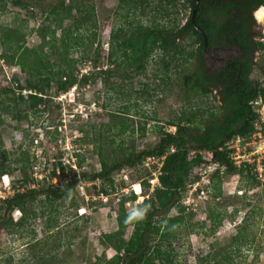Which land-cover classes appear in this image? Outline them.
<instances>
[{
	"label": "rangeland",
	"instance_id": "obj_1",
	"mask_svg": "<svg viewBox=\"0 0 264 264\" xmlns=\"http://www.w3.org/2000/svg\"><path fill=\"white\" fill-rule=\"evenodd\" d=\"M22 1L27 3V7L16 6L12 3L13 0H0V26L24 29V46L31 48L43 40L36 29L49 24L44 17L59 0ZM69 1L65 0L66 4ZM149 1L154 5L159 0ZM84 3L93 5L96 21L93 27L84 20L82 27L85 30L81 32L86 37H91L95 32L96 39L89 46V59L75 64L74 72L78 77L80 74L97 72L98 69L92 68L90 62L98 42L101 45L97 66L106 68L109 35L120 22L116 17L120 0H84ZM176 3L177 21L182 24L188 17L189 3L188 0H176ZM151 13L150 11L147 16H141L138 20L143 24L149 23L148 16ZM79 18L88 19L86 15L77 16L72 10L70 17L64 19L62 24L71 25ZM213 19L220 22L222 16ZM157 20L167 22V19ZM253 20L250 25L252 36L264 44V16L258 22L253 15ZM59 34L60 30H57L53 38L54 44H58ZM1 36L0 32V38ZM190 41L191 38L185 36L182 42ZM11 48L0 47V87L15 86L12 76L18 78L21 84L26 78V74L19 70L13 60L6 63L1 58L2 53L10 54ZM79 55L77 51L70 56L77 59ZM202 56L205 58L206 70L210 71L230 59L238 58L240 52L236 46L216 44L206 49ZM50 58L52 60L56 56ZM252 58L253 66L249 77L256 81L264 75V49L253 52ZM38 60L41 61V57ZM166 61H169L167 57L164 63ZM183 64L187 67L185 72H181V59L171 61L166 70L159 61V55L154 53L141 73L127 77L125 71L119 69L108 76L107 82H103L101 76H96L84 85H73L64 91H56L55 84L52 83L45 89L48 97L38 106V111L28 109L25 105L23 113L26 116L19 120L3 114L5 123L0 126V152L6 151L7 157L4 159V155L0 154V199L12 195L16 190H23L25 187L20 186V181L24 176L28 178L27 187H36L35 180L39 185L48 184L50 171L57 161L63 164L65 176L60 174V179H56L66 182L71 176L69 169L77 176L97 172L100 170L101 159L112 164L121 160L126 153L152 148L161 132L175 131V127L169 126L167 122L181 114H184V118L192 119L191 124H199L200 118L207 117L206 110L213 112V115L218 114L221 102L216 90L213 89L211 94L201 98L193 97L185 91L183 74L195 69L196 60L190 58ZM108 67L113 68L109 63ZM254 107L257 106L254 104ZM255 128L250 138L227 145L233 150L231 157L236 166L243 163L253 165L257 174L254 179L247 178L238 171L227 172L224 167L217 165L207 150L197 152L201 163L189 171L191 180L187 181L181 202L186 207L183 214H192L188 222L195 226L190 231L181 228L177 239L171 241L174 252L171 264H212L207 263V260L201 261V257L214 252L211 244L215 243V249H222L226 244H223L222 239L235 234L240 225L243 227L240 251L232 254L235 263L264 264V122H256ZM21 152L27 154L28 165L7 174L5 170L24 164L14 163ZM193 153L195 152H190V156ZM123 170L126 177L119 172L109 175L112 183L106 177L96 179L95 183L81 179V183L76 184L73 202L78 205L77 208H84L83 215H79L74 203L70 205L65 199L43 202L42 197L38 196L35 200L28 201L24 206L23 225L0 229V264L107 262L116 253L112 242L119 236L109 239L108 235L118 231L117 215L123 196H135L134 200L128 199L123 203L126 213L135 212L143 200L150 198L153 189L149 185L142 187L140 196L132 191L125 194L130 184L147 181L154 176V171L145 165L138 169L124 167ZM217 172L218 176L213 181L220 182L221 193L218 197H213L209 186L210 176ZM195 176L198 178L193 180ZM84 182L91 184L84 186ZM212 210L221 211L224 215L213 232L210 231L212 222L209 220V212ZM178 212L175 206L167 216ZM8 214L13 222L22 217V212L17 208L11 213L2 210L3 222ZM131 231L132 225H129L123 229L120 237L127 240ZM156 242L158 235L149 245L152 247ZM153 261L157 263L160 260L154 258Z\"/></svg>",
	"mask_w": 264,
	"mask_h": 264
},
{
	"label": "trees",
	"instance_id": "obj_2",
	"mask_svg": "<svg viewBox=\"0 0 264 264\" xmlns=\"http://www.w3.org/2000/svg\"><path fill=\"white\" fill-rule=\"evenodd\" d=\"M12 3L19 7H27V3L22 0H13ZM188 3L189 18L193 0H188ZM262 5L264 0H198L194 20L203 31L201 34L192 26L190 19L180 26L177 21L176 0H159L154 5H151L149 0H120L116 12L120 22L109 35L110 47L106 56V68L97 66L99 45H101L98 42L90 62L92 68L98 69L97 72L80 74V77L74 72L75 64L77 61L89 59L91 51L89 46H92L96 39L95 32L91 37H86L81 32L85 30L82 27L84 20L95 26L93 5L88 6L84 0H70L68 4L65 0H59L58 4L53 6L44 17L45 22L49 24L38 26L36 29V33L40 34L43 40L31 48L24 46V29L0 26L2 33L0 47L9 49L12 47L11 53L8 55L2 53L1 58L6 63L13 60L19 70L26 74L23 84L18 78L12 76L15 86L0 87V126L5 123L3 114L16 120L25 117L23 113L25 105L28 109L38 111V106L48 97L44 91L52 83L55 84L56 91H64L73 85H84L96 76H101L103 82H107L108 76L115 74L119 69L124 70L127 77H131L146 69L154 53L159 55V61L163 63L166 70L171 61L181 59V72L187 70L183 63L190 58H195V69L188 74H183L185 91L193 97L201 98L211 94L214 89L221 102L219 113L213 115V112L206 110L207 117L200 118L199 124H191L192 119L184 118V114L169 120L167 124L175 127V131L161 132L155 146L137 153H126L121 160L112 164L101 159L100 170L97 172L77 176L78 174L69 169L71 172L69 179L54 186L51 184L53 177L60 174L62 177L65 176L63 164L57 161L53 164L49 174L50 182L46 185H39V182L35 180L36 187L30 188L26 185L28 178L22 177L20 186L25 188L0 199V229L23 225L25 204L38 196L42 197L43 202L65 199L72 205L75 186L81 179L94 181L108 177V181L112 183L109 175L113 172H118L124 167L134 168L147 157H160L166 153L157 174L159 185L152 189L150 198L143 200L135 212L126 213L123 203L128 199L134 200L135 196L133 194L123 196L117 215L118 231L108 235L109 239L119 236L115 242H112L116 253L103 264L173 263L174 252L171 241L177 239V233L181 228H187L190 231L194 230L195 226L188 222L192 214H183L186 207L181 202L187 181L191 180L189 171L201 163L200 154L197 152L209 151L212 159L227 172L238 171L239 174L251 179L257 177L252 164L243 163L241 166L234 164L231 157L233 150L227 148V143L236 136L242 139L250 138L256 129V122H259V115L250 103L259 95L264 99V88L260 87L257 81H253L249 74L253 66L252 54L256 50H263L264 44L253 38L250 25L254 21L252 12ZM72 10L77 16L86 15L88 19L79 18L73 24L63 26L64 19L70 17ZM150 11L152 13L148 16L149 23L143 24L138 20L141 16H147ZM218 16H222L220 22L213 19ZM157 18L167 19V22H160ZM57 30H60L58 44H54L53 38ZM185 36L191 38V41L183 43ZM216 44L237 46L240 56L230 59L216 69L207 71L202 53L204 49H209ZM195 45L197 46L193 48ZM44 47H47L46 51H43ZM187 47L190 48L187 49ZM77 51L80 54L77 59L70 56ZM51 56L56 58L51 60ZM38 57H41V61ZM166 57L169 61L164 63ZM108 63L113 68H109ZM22 91L26 92L22 93ZM190 152L195 153L190 156ZM0 154H3L6 159V151L1 150ZM27 161V154L21 152V156L17 157L14 163L24 164L5 170L6 173L12 174L14 169H24L28 165ZM152 168L155 169L156 165ZM253 171L254 175H252ZM1 173L0 169V175ZM217 176L218 172L210 176L209 186L213 197H218L221 193L220 182L213 181V178ZM197 178L195 176L193 180ZM141 185L143 188L149 187L147 181L141 182ZM74 205L78 207L76 203ZM175 206L179 210L178 214L167 216L170 209ZM14 208L22 212V217L13 222L8 214L3 222L2 210L11 213ZM209 213V220L212 222L210 231L213 232L220 225L224 215L216 210ZM129 225H132V231L129 238L124 240L120 235ZM242 230L241 225L237 226L235 234L224 237L222 242L226 244L222 249H215V243L211 244L214 252L201 257V261L207 260V263L212 262V264H236L232 254L240 251ZM156 235H158V242L151 247L149 243L155 239ZM154 258L160 261L155 263Z\"/></svg>",
	"mask_w": 264,
	"mask_h": 264
},
{
	"label": "built area",
	"instance_id": "obj_3",
	"mask_svg": "<svg viewBox=\"0 0 264 264\" xmlns=\"http://www.w3.org/2000/svg\"><path fill=\"white\" fill-rule=\"evenodd\" d=\"M259 84L260 87L264 88V75H261L259 78H257L256 80ZM25 91H23L24 93ZM30 92V91H28ZM252 105V107L255 109V111L258 113L259 115V121L261 122H264V99H262V97L259 95L258 98L254 101H252L250 103ZM254 104L257 106V107H254ZM242 138H240L239 136H236L234 139H232L231 141H229L228 143L230 142H237L239 143L241 141ZM227 143V145H228ZM228 148V147H227ZM171 151H173V149H171ZM210 153V152H209ZM165 155H162L160 157H147L145 158L144 160H142L139 164L136 165V169H138L139 167H142V166H146L148 168H152L153 165H156V168L154 169L153 168V171L152 172V175H154L152 178H148L147 182L149 183V185H151L153 188L157 185H159L158 183V178H157V175L155 174V172H159V169H160V166L162 164V161L163 159L165 158ZM211 157H212V154H211ZM217 165H219L217 163ZM239 166V164L237 165ZM124 168L120 169L118 172L119 174H123L125 176V173H124ZM126 177V176H125ZM56 178H59L58 176L56 177H53L51 179V184H53L54 186H57L61 183V180H57ZM95 183V180L92 181ZM79 183H81V181H79ZM84 186H89L91 183L89 182H84L83 183ZM84 187H81V189H83ZM126 189H129V190H125V194H127L129 191H132L133 193H135L137 196H140L142 194V185H141V182H137V183H132L130 184L129 188H126ZM78 212H79V215H83L85 213V210L84 208H77Z\"/></svg>",
	"mask_w": 264,
	"mask_h": 264
},
{
	"label": "bare ground",
	"instance_id": "obj_4",
	"mask_svg": "<svg viewBox=\"0 0 264 264\" xmlns=\"http://www.w3.org/2000/svg\"><path fill=\"white\" fill-rule=\"evenodd\" d=\"M254 18L260 22L264 16V5L259 6L254 12H253Z\"/></svg>",
	"mask_w": 264,
	"mask_h": 264
},
{
	"label": "water",
	"instance_id": "obj_5",
	"mask_svg": "<svg viewBox=\"0 0 264 264\" xmlns=\"http://www.w3.org/2000/svg\"><path fill=\"white\" fill-rule=\"evenodd\" d=\"M197 5H198V0H194L193 1V5H192V8H191V20L192 22L194 21V17H195V12H196V8H197ZM196 30H198L201 34L203 33V31L199 28V27H195ZM204 41H205V38H204Z\"/></svg>",
	"mask_w": 264,
	"mask_h": 264
},
{
	"label": "flooded vegetation",
	"instance_id": "obj_6",
	"mask_svg": "<svg viewBox=\"0 0 264 264\" xmlns=\"http://www.w3.org/2000/svg\"><path fill=\"white\" fill-rule=\"evenodd\" d=\"M193 1H194V0H193ZM192 5H193V4H192ZM254 11H255V10H254ZM254 11H253V12H254ZM190 16H191V13H190ZM188 19H190V23L192 24V26H193L194 28H195L196 26H197V27H200L198 24H196L195 20L192 22L191 17H189V18L187 17V19L185 20V22H183L182 24H180V26H183L184 24H186L187 21H188ZM236 47H237V46H236ZM237 48H238V47H237ZM205 50H206V49H204V51H205ZM204 51H203V52H204ZM238 51L240 52L239 48H238ZM225 63H227V62H225ZM225 63H224V64H225Z\"/></svg>",
	"mask_w": 264,
	"mask_h": 264
},
{
	"label": "clouds",
	"instance_id": "obj_7",
	"mask_svg": "<svg viewBox=\"0 0 264 264\" xmlns=\"http://www.w3.org/2000/svg\"><path fill=\"white\" fill-rule=\"evenodd\" d=\"M3 178H4V176H3Z\"/></svg>",
	"mask_w": 264,
	"mask_h": 264
}]
</instances>
